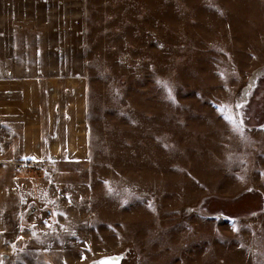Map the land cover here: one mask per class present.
Instances as JSON below:
<instances>
[{"label": "rangeland", "instance_id": "1", "mask_svg": "<svg viewBox=\"0 0 264 264\" xmlns=\"http://www.w3.org/2000/svg\"><path fill=\"white\" fill-rule=\"evenodd\" d=\"M8 72L75 81L87 135L16 264H264V0H0Z\"/></svg>", "mask_w": 264, "mask_h": 264}, {"label": "crops", "instance_id": "2", "mask_svg": "<svg viewBox=\"0 0 264 264\" xmlns=\"http://www.w3.org/2000/svg\"><path fill=\"white\" fill-rule=\"evenodd\" d=\"M79 89L70 78L0 74V264H16L7 250L15 252L20 238L37 237L44 228L35 215L32 229L23 227L26 204L70 211L71 163L87 154ZM36 246L42 251L44 244Z\"/></svg>", "mask_w": 264, "mask_h": 264}, {"label": "bare ground", "instance_id": "3", "mask_svg": "<svg viewBox=\"0 0 264 264\" xmlns=\"http://www.w3.org/2000/svg\"><path fill=\"white\" fill-rule=\"evenodd\" d=\"M252 81V80H251ZM250 81V83H249V85H248V87H250V86H252V82ZM248 87H246L245 89H244V91L246 92L247 91V88ZM111 255H119V254H111ZM111 255H105V256H101V257H99V258H97L96 260H93V261H91L89 264H100V259H106V257H109V256H111ZM125 257V255H124V253H121V255H119V263L122 261V259ZM102 261V260H101Z\"/></svg>", "mask_w": 264, "mask_h": 264}, {"label": "water", "instance_id": "4", "mask_svg": "<svg viewBox=\"0 0 264 264\" xmlns=\"http://www.w3.org/2000/svg\"><path fill=\"white\" fill-rule=\"evenodd\" d=\"M100 264H119V255H111L104 260L100 259Z\"/></svg>", "mask_w": 264, "mask_h": 264}, {"label": "snow or ice", "instance_id": "5", "mask_svg": "<svg viewBox=\"0 0 264 264\" xmlns=\"http://www.w3.org/2000/svg\"><path fill=\"white\" fill-rule=\"evenodd\" d=\"M238 107H239V105H238ZM223 111V110H222ZM225 119H229L227 116H225Z\"/></svg>", "mask_w": 264, "mask_h": 264}]
</instances>
